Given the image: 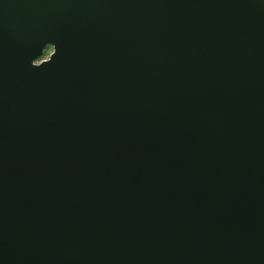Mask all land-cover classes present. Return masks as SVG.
Masks as SVG:
<instances>
[{
    "label": "water",
    "instance_id": "water-1",
    "mask_svg": "<svg viewBox=\"0 0 264 264\" xmlns=\"http://www.w3.org/2000/svg\"><path fill=\"white\" fill-rule=\"evenodd\" d=\"M0 264H264V0H0Z\"/></svg>",
    "mask_w": 264,
    "mask_h": 264
},
{
    "label": "rangeland",
    "instance_id": "rangeland-1",
    "mask_svg": "<svg viewBox=\"0 0 264 264\" xmlns=\"http://www.w3.org/2000/svg\"><path fill=\"white\" fill-rule=\"evenodd\" d=\"M53 50L54 49L52 46H48L47 49L45 50V54H44L43 58H48L51 55V53L53 52Z\"/></svg>",
    "mask_w": 264,
    "mask_h": 264
}]
</instances>
